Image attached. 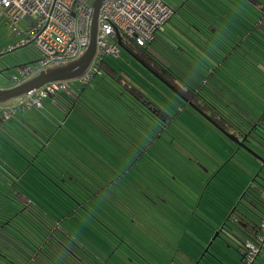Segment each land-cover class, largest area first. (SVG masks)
<instances>
[{"label":"trees","instance_id":"obj_1","mask_svg":"<svg viewBox=\"0 0 264 264\" xmlns=\"http://www.w3.org/2000/svg\"><path fill=\"white\" fill-rule=\"evenodd\" d=\"M161 1L172 13L153 40L145 46L123 43L135 56L136 66L150 76L133 67L149 83L147 88L133 77L128 61H113L114 55H105L96 59L100 73L85 81H70L67 88L46 95L38 107H20L21 99L0 106L8 108L7 116L0 114V264H112L110 255L121 243L149 260L147 264L157 263L152 254L156 249L145 235L149 228L157 233L173 230L170 217V223L159 230L163 221H158L156 207L162 195L175 198V182L188 176L186 170L194 158L184 143L191 144L192 133L204 140L210 128L204 119L205 107L195 106L196 100L212 101L211 117L221 125L226 114L231 124L245 123L253 109L264 104V0ZM165 48L171 54L182 53L179 60L159 59L156 53L170 57ZM237 65L246 69L240 70L242 76ZM250 71L254 79L246 76ZM240 77L246 83L258 82L256 101L236 91ZM234 92L242 102L245 99V108L239 110L231 97ZM44 103L58 109L51 114L56 119L44 112ZM215 153L219 158L225 154ZM214 177L197 181L194 188L202 187L198 197L204 204L192 206L185 225L193 226L185 231L174 228V237L193 241L197 254L190 264H224L210 247L221 248L217 240L227 220H232L244 236L240 240L231 233L243 251L238 264H264V239H258L262 231L257 232L264 221V197L254 193L249 198L243 192L245 184H237L230 188L234 198L226 203L222 199L228 197V186L216 187ZM243 199L262 213L249 216L245 209H237ZM213 200L230 208L221 207L226 220L211 240L216 229L197 213L199 209L207 213ZM195 218L206 223L204 230L194 225ZM164 236L167 242L173 241ZM210 241L208 252L199 259ZM246 242L257 249L252 261L247 259ZM174 250L165 247V253L170 251L169 264H182L173 257ZM175 252L186 254L179 246ZM129 261L124 257L117 262Z\"/></svg>","mask_w":264,"mask_h":264},{"label":"rangeland","instance_id":"obj_2","mask_svg":"<svg viewBox=\"0 0 264 264\" xmlns=\"http://www.w3.org/2000/svg\"><path fill=\"white\" fill-rule=\"evenodd\" d=\"M25 25H26L25 21H20L21 27H25ZM167 27L172 29L170 25H168ZM10 40H12L11 32H10L9 27L5 24V19L2 16L0 17V51H3V53L0 55V61H6V59H12V61H15V63L13 65H10L7 70L1 69V64H0V70L2 71L0 72V86H9L11 84L10 76H11L12 70L14 69V66L17 64L18 61H21V62L32 61L38 58V52L36 51L32 43L28 46V48H23V47L17 48L16 50L6 53L7 47L9 48L10 46L9 45ZM17 40L19 39L17 38ZM107 43L112 44L113 41L110 39H107ZM166 51L169 53V55L171 54L170 50L166 49ZM156 55L159 56L160 57L159 59H161L162 61H178L179 60L178 56H181L182 53L180 54H178L177 52L172 53L170 55V57L172 56L171 58L170 57L165 58L164 56L158 53H156ZM29 57H31V59H29ZM111 59L113 61H128L130 65L132 66V67L130 66V70L133 73L132 75H134L133 77L138 79L139 82H142V85L145 88H147V85L145 83L147 84L149 83L145 81L144 79H142L140 76H138L134 68L138 69L139 72L143 73L144 75L148 77L150 76L147 75L145 72H143L136 66L132 57L125 50L119 47L117 56L111 57ZM6 62L8 63L9 61H6ZM237 68L239 70V73H240V70L241 71L246 70V69H243L241 65H237ZM223 73L227 74L225 70L223 71ZM240 75L242 76L241 73ZM246 76L250 77L251 79H254L253 77H255L251 71L248 74H246ZM228 78L231 79L229 76ZM256 83L258 82L254 81L252 83L250 81H247L246 83L244 81V78L240 77V81L235 82V88L239 94L244 95L246 98L254 102L256 101L255 98H257L256 95L257 96L259 95L258 94L259 89ZM147 92L149 91L147 90ZM231 97L235 99L237 104L241 107L239 108V110H241L242 107L245 108L247 106L246 103L243 104L245 99L242 98L243 102L239 100L236 95V92H234V95H232ZM225 103L227 102L225 101ZM250 107H247V109L250 110ZM260 109L261 107L257 106L255 109H253L252 114L256 116L259 113ZM44 110H45L44 111L45 113H48V116H53L55 119L57 118L54 115H51L55 113V108L53 107V105L46 103L44 105ZM206 129L207 130H206L205 138H203L205 141L204 140H202L203 142L199 141L196 138V136H199V134L192 133V136L194 137L191 136L193 141H191L190 143L192 144L193 147H191V144L189 143H186V142L184 143L185 148L187 150L190 149L188 150V154H190V156H192L194 160L190 163V170H186L188 176L179 177L177 181L175 182V198L162 195L163 201H161L160 204L156 207V209L159 211L158 221H161V220L163 221V223H160V225H158L159 230H163L162 227L165 226V224L168 225L170 223L168 222L169 217L172 218L175 222V223L173 222V230L175 228V230L185 231V228L193 226V224L185 225L188 217H186L182 213V210L185 206H189V202L195 201L196 195L194 194L193 188L198 184L197 181H200L201 177L204 180H206L211 177L213 178L215 173H218L214 177L216 181L212 180V184H215L216 187L220 186L223 189L228 186L227 188H225L226 192L231 193L230 191L232 190H230V188L233 185L240 184V187H242V184H245L244 187H246V190H244L243 192L247 191V194H249V198H251V195L255 193L256 196L258 197L260 196L263 199V193L262 194L260 192L256 193L255 189L257 188L258 190V186L263 188V185H262L263 182L261 181H262V177H264V174H261L258 177L259 179H255L256 174H258L260 171L263 172V170H259L260 164L256 159H254V154L252 153V151L250 152L241 151L237 149V147H235L233 144H230L229 141L222 139V137L219 136L216 133V131L212 130L211 128H206ZM248 138H249L248 141H250L251 149L261 150L262 152L264 151L263 141H260L258 138L253 137V136H251L253 140L250 137ZM235 149L237 150V152L235 151ZM219 150L220 152H225L224 155H221V158H219L215 153V152L219 153ZM243 168H245L246 171L248 172H244ZM251 184H254L255 187H252ZM234 188L238 191L241 190V188L237 186H235ZM244 200L245 199H243L242 202L238 205L237 209L239 208L240 211H243V209H245L246 212L250 214L249 216H251L252 213L255 211L256 212L259 211V213H262L260 211V208L259 209L258 207L254 208L250 206L246 201L244 202ZM165 201L168 202L167 206H164L161 204ZM206 203H207V200H206ZM215 203L216 201L213 200V204H209V206H207V208L209 207V210H210L209 211L207 209V213L206 212L204 213V211L202 212V210L199 209L198 210L199 213L197 214H200L208 223L214 224V222H216V224H218L219 226L218 228H220L222 224L224 225L225 220H226L225 217L220 214V211H222V208L226 207V204H222V202L219 204L218 203L215 204ZM258 206L261 207L260 205ZM226 208L228 209L230 207L227 205ZM168 211L172 213L171 215L172 217L170 216ZM193 223L195 226L199 227V229L201 230H204V228L206 227V223L203 222V220H198L197 218L194 219ZM183 225H185L186 227H183ZM225 227H226L225 230H228L231 233L234 232L236 235H238L240 237V240H242V238L244 237L242 232H240V230L237 228L236 224L232 220H227ZM199 229L196 228L198 232H199ZM149 230L150 231H148V234L145 235V240L149 242L156 249L155 253L152 252L154 256H157V261H156L157 263H154V264H169V262L171 263L170 254H169L170 251H167V253H165V247L169 245L173 247L175 250H177L178 246L181 249H185V253H186L185 255H180V254L177 255L175 250L172 253L173 257L182 264H190L192 260V256H195L197 254V249L194 247L193 241L188 242V241L183 240L182 238H178V236L174 237V231L171 230V228H169V231L166 228L164 232L158 231V233L152 228H149ZM186 230L187 232H189L188 229ZM215 232L216 230H214V233ZM191 233H193V230H191ZM165 234H167L168 239L169 237H171L170 239H172L173 241L167 242L165 240V236H164ZM213 236L214 235H212L211 240ZM218 241H220V239H218ZM228 242L231 244V246L237 245L236 242H232L231 240H228ZM125 244L127 246L122 243L120 244V246H118L120 247V249L118 250L116 249L115 253L113 254L115 255V258H113L112 254L110 255V263L118 264L117 262L118 260H123L124 257H126L127 259L130 260L129 263L127 264H147L146 262L149 260L145 259V257H143L142 255L135 254L133 251H131L130 246L127 243ZM208 245L209 243H207V247H206L207 250L206 248L204 250L203 249L201 250L200 255L198 256L199 259L203 257L204 252L206 251L208 252ZM144 246L146 247L145 241H144ZM227 247L229 246L226 245L225 243H222L221 248L219 249L212 245L210 247V251L214 255L215 254L220 255L221 260L224 264H231L233 260H235V262L238 263L240 259V254L234 251L235 247H233L234 249L230 247L231 248L230 250H228ZM99 251H103V249L100 248ZM228 253H232L234 256L233 255L225 256ZM183 256L188 258L187 261L189 263H186L184 261L185 258ZM120 264H124V263H120Z\"/></svg>","mask_w":264,"mask_h":264},{"label":"built area","instance_id":"obj_3","mask_svg":"<svg viewBox=\"0 0 264 264\" xmlns=\"http://www.w3.org/2000/svg\"><path fill=\"white\" fill-rule=\"evenodd\" d=\"M92 3L93 0H0V17H4L5 24L14 34L22 37L17 44L31 41L38 52L35 63L22 66L11 76L17 78L15 76L19 77L21 72V79H24L41 69L78 58L90 41ZM171 13L161 0H101L97 15L96 57L79 80L85 81L92 74L100 73L96 59L105 55L117 56L118 36L123 43L127 40L145 46ZM20 21H25V27L20 26ZM107 39L113 43L108 44ZM69 83L54 81L35 88L19 98V106L38 107L46 95L67 88ZM7 113L8 108L4 106L0 114L7 116ZM260 230L258 239L263 240L264 221ZM245 245L247 259L252 261L257 249L248 242Z\"/></svg>","mask_w":264,"mask_h":264},{"label":"water","instance_id":"obj_4","mask_svg":"<svg viewBox=\"0 0 264 264\" xmlns=\"http://www.w3.org/2000/svg\"><path fill=\"white\" fill-rule=\"evenodd\" d=\"M100 4H101V0H93L92 6L94 9V12H93V19H92V23H91L90 41H89L87 48L82 52V54L78 58H76L72 61H69L67 63L59 64V65H53V66L47 67L45 69H41V70L33 73L32 75L28 76L27 78L20 79V81H18L15 84H12L9 86H0V106L6 105L13 100H17V99L23 97L28 92L34 90L35 88H38V87H40L44 84H47L49 82L79 80L82 76H84L88 72L89 67L91 66L92 62L94 61V59L96 57V53H97V42H96L97 15H98V10H99ZM31 43H32L31 41H29L26 44H21V45L16 43L14 46H10L9 48H7L6 53L13 51V50H16L17 48H22V47L28 48V46ZM117 44H118V47H121L131 57L135 58L133 53L129 52V50H127V48H125L123 41H122L120 36H118ZM2 53L3 52H1L0 55ZM22 63L23 64L26 63L27 65H29V64L35 63V60L30 61V62H21L20 64H22ZM2 69L7 70L8 68L3 66ZM0 72H2V71L0 70ZM155 75L159 78V76L157 74H155ZM166 84L170 88L174 89L173 86L169 85L168 83H166ZM226 135L229 137V139L234 138L233 135H229V134H226ZM239 145H242L241 147H243L248 152L252 151L256 160L259 162V164H261V167H259L260 168L259 170H261L262 167L264 168V157L263 156H261L260 154H258L255 151H253L250 147H248L244 144L239 143ZM218 234H219V231H216L214 233L212 240H214L218 236ZM211 242L212 241L209 242V245L211 244ZM206 250H207V248H206Z\"/></svg>","mask_w":264,"mask_h":264},{"label":"flooded vegetation","instance_id":"obj_5","mask_svg":"<svg viewBox=\"0 0 264 264\" xmlns=\"http://www.w3.org/2000/svg\"><path fill=\"white\" fill-rule=\"evenodd\" d=\"M134 59H136V58H134ZM6 61H9L8 63L6 62L4 64V66L7 67V68H9L10 65H13L15 63V61H12V59H6ZM137 61H139V60H137ZM19 62L20 61H18L17 64L14 66V69L12 70L11 75L13 73H15V72L20 71V69L22 67V64H20ZM19 73L21 75H19V77L16 75L15 77H17V78L12 77L13 75L10 76V81H11V84L10 85L15 84V80L18 81V80H20L22 78V75L23 74L21 72H19ZM13 101H16V100H13ZM13 101H11V102H13ZM231 103L232 102H230V104ZM194 104H195V106L200 104L201 105V108L202 107L203 108L205 107V112H206L207 115L205 116L204 119L206 120V123L209 125V127L212 130L217 131L218 133L220 132L222 134L223 139L229 141V143L230 144H233L235 147H237V149H239L241 151H247L243 147H241L242 145H239V143L240 144H244V145L250 147V141H248V139H249L248 137L251 138V136L256 137L260 141H263L264 142V104L260 106L261 109L259 110V113L257 114L259 116L258 118L261 119V120L259 121V120H257V118L254 115H251V117L247 118V121H245V123H247V125L244 122L242 123L240 121L239 122H232V124H231V120H229L227 114L223 118L222 117H219V118H222L224 120L223 121L224 123H222L223 125L218 124L216 122V120L212 119V117H211V115L213 114V111H214L212 105H215L214 103H212V101L210 102V101H207V99H206V104H202V102H197V100H196V102ZM231 107L234 108V104ZM225 117L228 118V120L227 119L225 120L224 119ZM248 122H250V123L248 124ZM222 130L226 134L233 135L234 136V138H233L234 140L233 139H229V137ZM251 139L253 140V138H251ZM235 151L237 152L236 149H235ZM253 151L257 152L258 154H260L261 156L264 157V151L263 152L261 150H253ZM254 159H256V158L254 157ZM260 167H261V164H260ZM261 170H263V172H264V168L263 167H262ZM263 172L260 171V175L261 174H264ZM258 177H259V174H256V178L255 179H259ZM262 179H264V177H262ZM251 186L252 187H255L254 184H251ZM259 190H261V194L263 193V197H264V185H263V188L261 187ZM244 195H245V193H244ZM245 196H246L247 202L250 203V204H252L249 201V198L247 197V195H245ZM242 197H244V196H242ZM229 199H231L230 196H228V197H226V198H224L222 200H224L226 203H229L228 202ZM237 203L238 202H236V204ZM225 229L226 228H224L222 234L220 235V238L221 239L218 242V245L221 247V244L222 243H225L230 248V245L228 244V240H231L232 242H235V241H234V238L232 237L231 232H229L228 230H225ZM227 229H229V228H227ZM259 230L260 229H258L257 232ZM216 231H219V229L216 230ZM233 247H235V249ZM233 247H232V249H234L235 252H238L239 254L243 253L242 248H241V245L239 243L237 245H234Z\"/></svg>","mask_w":264,"mask_h":264},{"label":"crops","instance_id":"obj_6","mask_svg":"<svg viewBox=\"0 0 264 264\" xmlns=\"http://www.w3.org/2000/svg\"><path fill=\"white\" fill-rule=\"evenodd\" d=\"M11 32V31H10ZM11 36H12V40H10V42H9V45L10 46H13V45H15V43L18 41L17 39H16V37H15V35L11 32ZM22 37H20L19 39H21ZM9 46V47H10ZM8 48V47H7ZM1 52V51H0ZM29 59H31V57H29ZM23 62H30V61H23ZM6 63V61H0V64H1V66L3 67L4 66V64ZM19 63H21V61L19 62ZM23 64V63H22ZM27 65V64H26ZM46 103H44L43 104V109H44V105H45ZM47 104H51V103H47ZM52 105V104H51ZM53 107H54V105H53ZM55 108V114L58 112V109L56 108V107H54ZM59 115H60V113H59ZM200 185H201V183H200ZM200 188H202V187H200ZM200 188L199 189H195V188H193V191H194V194L196 195V198H195V201L193 202V201H191V202H189V206H185L184 207V211L182 210V213L184 214V215H188L189 214V212H190V209L192 210V206H194V207H197V205H198V203H199V205L201 204V205H203L204 203L202 202V201H200L199 200V197H198V194H200ZM227 194H228V196H230L231 198H234L233 196V194H231V193H229V192H226ZM199 200V201H198ZM194 210H196L195 208H194ZM215 225L216 224H213L212 225V227L213 228H215L216 230H218V227H215ZM217 242H219L218 240H217ZM227 248H229V247H227ZM228 255H230V253L228 254ZM231 255H233L232 253H231ZM234 256V255H233ZM234 261V262H233ZM232 261V263L234 264V263H236L235 262V260H233ZM237 264V263H236Z\"/></svg>","mask_w":264,"mask_h":264}]
</instances>
